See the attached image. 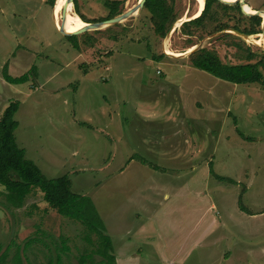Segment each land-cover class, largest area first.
I'll list each match as a JSON object with an SVG mask.
<instances>
[{
    "label": "rangeland",
    "instance_id": "rangeland-1",
    "mask_svg": "<svg viewBox=\"0 0 264 264\" xmlns=\"http://www.w3.org/2000/svg\"><path fill=\"white\" fill-rule=\"evenodd\" d=\"M245 1L264 11V0ZM102 2L80 0V11L105 17ZM138 2L126 0L123 12ZM198 2L177 0L179 20ZM149 15L142 8L70 40L49 0H0V116L19 102L17 145L45 177L67 175L72 191L90 198L117 264H264V87L219 79L192 66L189 54L168 55L166 43L186 52L187 36L170 31L159 39ZM233 42L264 51L228 29L192 47L245 63ZM5 65L13 77L32 66L36 75L12 84ZM6 195L0 184L2 264H79L92 248L86 227L59 214L39 188L20 207ZM93 260L104 264L100 255Z\"/></svg>",
    "mask_w": 264,
    "mask_h": 264
},
{
    "label": "trees",
    "instance_id": "trees-1",
    "mask_svg": "<svg viewBox=\"0 0 264 264\" xmlns=\"http://www.w3.org/2000/svg\"><path fill=\"white\" fill-rule=\"evenodd\" d=\"M103 6L107 9L105 17L98 19L89 18L80 11V0H73L75 13L84 22L101 21L112 18L124 10L126 0H102ZM205 0L204 8L197 17L185 20L175 28L174 33L179 32L183 36L185 43L191 47L197 40L206 35L213 34L223 29H234L246 35L261 32L262 17L257 14H246L245 11L253 10L246 3L241 5L240 0ZM55 0H49L53 6ZM143 9L149 12V20L152 32L159 39H163L173 28L174 24L181 18L177 8V0H145ZM187 16L191 14L187 13ZM120 25V23H118ZM102 31V30H95ZM91 33L86 31L80 35ZM237 40L236 35L223 33ZM79 35H67L66 38L75 40ZM220 37V38H221ZM118 39L117 36L113 37ZM196 41V42H195ZM243 43L242 40H240ZM244 54L240 58L245 63L229 64L222 61L218 52L214 48L201 47L192 51L188 55V61L192 66L201 69L213 76L237 84L258 83L264 87V76L261 68H264V51L256 52L246 46L244 49L239 42H233ZM79 47V44H74ZM152 54V59L163 57ZM36 75V67L32 66L29 72L13 77L8 74L6 65L3 67V79L12 84L26 82L30 76ZM19 107L18 101H11L3 110L0 116V184L7 191L6 199L12 206L20 207L25 197L31 192L32 187H37L43 194L44 200L54 208L59 214L82 223L88 232L86 241L92 245L90 251L81 254L79 264H93L94 255H100L104 264H117L116 256L113 252L111 237L105 231L103 220L95 210L90 198L86 195L76 193L71 189V181L67 175L56 178H47L39 167L30 159L25 157V150L17 145L15 130L18 121L14 118ZM238 134L245 139H249L245 134L237 129ZM211 176L220 180L233 182L223 176L216 175L210 169ZM91 233L97 236L96 242L92 241ZM32 239L27 241V245ZM5 255H0V264Z\"/></svg>",
    "mask_w": 264,
    "mask_h": 264
},
{
    "label": "water",
    "instance_id": "water-1",
    "mask_svg": "<svg viewBox=\"0 0 264 264\" xmlns=\"http://www.w3.org/2000/svg\"><path fill=\"white\" fill-rule=\"evenodd\" d=\"M55 1H56V0H55ZM222 1H224V2H228V1H226V0H222ZM69 2H71V3L73 4V0H68V2L66 3V5H65L64 8H63V12H62V14H63L64 21H65V19H66L67 5H68ZM144 2H145V0H139V2H138L135 6H133L132 8H130V9H128V10H126V11H124V12H122V13H120V14H118V15L112 17V18H109V19H106V20H101V21L85 22L84 26H82L81 28H78L77 30H74V31H66V30L64 29V23H63L62 26H58V25H57L56 27H57V29H58L63 35H65V36H67V35H78V34H80V33L86 32V31L102 29L103 27H106V26H109V25H113V24H116V23H120V22H122L123 20H125V19H127V18H129V17H131V16H133V15H135V14H138V13L141 11V9L143 8ZM240 4H241V5H246L245 0H240ZM73 5H74V4H73ZM245 13H246V14H257V15L262 16V19H263V20H262L261 34H264V11H263V10H255V9H253L252 12H250V11H245ZM195 17H197V16H195ZM192 18H194V17H192ZM189 19H191V18H189ZM189 19H186V18L184 17V18L178 20L177 22H179L180 25H181V23H182L183 21H185V20H189ZM177 22H176V23H177ZM176 23L174 24V26H173V28L171 29V31H174L175 28L177 27V26H176ZM180 25H179V26H180ZM179 26H178V27H179ZM228 30H229L230 32H233V33L238 34L239 36H242V37L245 38V39H247L248 36H250V35H246V34H244V33H242V32H239V31H237V30H234V29H228ZM201 46H202V45H201ZM197 48H199V47H197V46H193V48H192L190 51H188V52L186 51L185 54H183V55L190 54L192 51H194V50L197 49ZM178 56H181V55H178Z\"/></svg>",
    "mask_w": 264,
    "mask_h": 264
},
{
    "label": "bare ground",
    "instance_id": "bare-ground-1",
    "mask_svg": "<svg viewBox=\"0 0 264 264\" xmlns=\"http://www.w3.org/2000/svg\"><path fill=\"white\" fill-rule=\"evenodd\" d=\"M67 2H68V0H56L54 2L53 17H54V21H55L56 26L57 25L62 26L64 23V29L66 31H74V30H77L78 28H81L82 26H84L85 22L73 11L71 2H69L67 5V14H66V19L64 21L62 12H63V8ZM204 4H205V0H199L197 7L195 8L194 14H192L191 16H185V18L189 19V18L200 15V13L202 12V10L204 8ZM179 25H180V23L177 22L176 26H179ZM263 38H264V34H258V35L248 36L247 40H250L251 42H254L256 44H262L263 45L264 44ZM168 47L169 46L167 45V43L163 46L164 52L167 53L168 55L178 56V55L185 54V52L174 53ZM192 48H193L192 46L190 48H188L187 52L190 51Z\"/></svg>",
    "mask_w": 264,
    "mask_h": 264
},
{
    "label": "crops",
    "instance_id": "crops-1",
    "mask_svg": "<svg viewBox=\"0 0 264 264\" xmlns=\"http://www.w3.org/2000/svg\"><path fill=\"white\" fill-rule=\"evenodd\" d=\"M178 134H181V135H183L184 133H183V130L180 128L178 131ZM243 133V132H242ZM244 134V133H243ZM163 136H165V135H163ZM183 138V137H182ZM182 138H181V136H180V138H179V149H180V152L182 151V143H183V141H182ZM169 147H168V149H169V151H171V152H173L174 150H176V148L178 147L177 146V139H174L173 141H172V143H171V141H169ZM172 144H174L175 146H177V147H173L174 145H172ZM184 148V147H183ZM130 257H128V259H129ZM117 261H118V259L116 258V263H117ZM129 261V260H128Z\"/></svg>",
    "mask_w": 264,
    "mask_h": 264
}]
</instances>
